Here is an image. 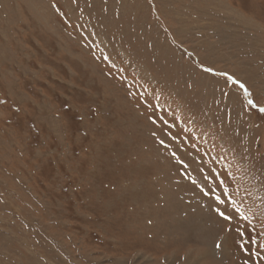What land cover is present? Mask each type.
Wrapping results in <instances>:
<instances>
[{
	"label": "rangeland",
	"instance_id": "rangeland-1",
	"mask_svg": "<svg viewBox=\"0 0 264 264\" xmlns=\"http://www.w3.org/2000/svg\"><path fill=\"white\" fill-rule=\"evenodd\" d=\"M261 108L264 0H0V264H264Z\"/></svg>",
	"mask_w": 264,
	"mask_h": 264
},
{
	"label": "snow or ice",
	"instance_id": "snow-or-ice-1",
	"mask_svg": "<svg viewBox=\"0 0 264 264\" xmlns=\"http://www.w3.org/2000/svg\"><path fill=\"white\" fill-rule=\"evenodd\" d=\"M229 79H231V77H229ZM241 87H243V85H241ZM249 105H252V101L249 100ZM261 112H264V108L260 109ZM219 215L224 219V220H230V217L226 214V212H221L219 213ZM243 235V234H241ZM217 247H219V245H217ZM250 250V249H249Z\"/></svg>",
	"mask_w": 264,
	"mask_h": 264
}]
</instances>
